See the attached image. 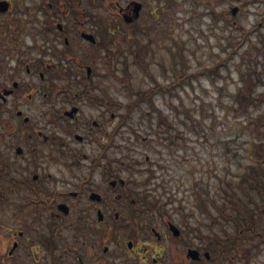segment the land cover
Instances as JSON below:
<instances>
[{
    "label": "flooded vegetation",
    "instance_id": "1",
    "mask_svg": "<svg viewBox=\"0 0 264 264\" xmlns=\"http://www.w3.org/2000/svg\"><path fill=\"white\" fill-rule=\"evenodd\" d=\"M8 1L0 12V264L216 262L208 244L185 241L187 226L177 235L171 220L151 224L136 186L147 165L134 151L119 158V116L93 80L114 34L145 31V2L137 13L136 0H32L19 11ZM249 235L241 238L247 247Z\"/></svg>",
    "mask_w": 264,
    "mask_h": 264
},
{
    "label": "rangeland",
    "instance_id": "2",
    "mask_svg": "<svg viewBox=\"0 0 264 264\" xmlns=\"http://www.w3.org/2000/svg\"><path fill=\"white\" fill-rule=\"evenodd\" d=\"M137 1L146 3L147 18L139 20V25L146 32H141L138 27L134 36L129 39L122 38L127 31L114 34L116 44H111L109 48L116 52L122 50L118 61L112 60L117 72L123 73L121 67L127 60L132 75L131 82L136 90L154 86L155 80L164 85L168 84L171 79L174 80L175 71L181 73L184 65L189 72L197 73L191 82L187 80L170 92H159L155 96L156 104L179 126L183 138L180 146L169 148L156 140L153 131L156 128V119L154 117L153 125L150 126L146 117L148 110L152 111L148 102L134 109L119 133V157L123 158L132 150L136 153L134 157H140L144 161L148 154L150 163L142 162L156 171L151 180L144 177L145 171L140 175L142 179L136 185L142 191L138 194L140 206L155 215L151 224L162 227V221L171 220L179 228L187 226L184 236L188 244L197 241L199 247L208 244L207 247H211L210 253L216 262H206L207 264H228L230 255L236 257L232 260L233 263L243 264L247 260L249 264H263L264 244L256 252L248 249L244 240L240 239L243 245L237 246L249 253L236 252L231 247L239 241L236 237L227 240L226 246L217 245L213 238L216 235L223 236L220 228L223 229V225L229 228V223H223L221 219L217 220L221 225L213 222L215 209L208 206L212 213L211 218L202 213L199 206L205 208L209 198H214L220 205L226 204L224 192L231 191L230 183L238 181L254 163L250 153L258 139L251 131L253 123L249 125V119L250 116L259 117L264 114V102L258 107L251 106L249 113L244 114L234 110L233 98L242 84L239 65L245 68L248 64L243 59L245 51L249 50L252 58L258 62L259 69L264 70V51H261L260 43L264 35V23L262 27L258 25L263 19L264 3L254 2L255 0H244L242 3L238 0H173L172 5H167L166 0ZM12 2L15 10L19 11L21 4L30 5L32 0ZM233 5L240 6L234 19L241 28L251 31L258 27L259 30L245 37L242 29L226 26L222 20L216 22L209 14V9L215 6L217 11L231 17L229 10ZM98 11L104 17L114 18L105 9ZM230 41L236 44H231ZM138 46L143 49L141 54L149 60L148 69L153 77L133 60L135 55H139L138 51L132 54ZM254 46L259 48L257 52ZM92 55L97 61L103 56L102 52ZM216 63L221 64V76L209 69L203 70L204 67L214 66ZM97 67L98 74L93 80L101 81V93L105 90L114 99L127 103L128 89L107 71L105 64H98ZM263 90L264 86L258 85L255 93ZM84 110L95 114L101 107L85 106ZM115 110L125 112L123 106H116ZM158 113L159 111L155 114ZM134 130L141 135L139 140L136 139ZM143 136H150L154 139L153 143L146 145L142 141ZM128 147L129 150L126 149ZM194 187L198 192L197 196L193 192ZM198 197L202 200H198ZM158 207L167 212L161 219H157L161 217ZM227 212H232L231 207ZM252 217L264 229V214L259 218L254 212ZM246 221L250 222L249 218Z\"/></svg>",
    "mask_w": 264,
    "mask_h": 264
},
{
    "label": "trees",
    "instance_id": "3",
    "mask_svg": "<svg viewBox=\"0 0 264 264\" xmlns=\"http://www.w3.org/2000/svg\"><path fill=\"white\" fill-rule=\"evenodd\" d=\"M168 5L173 4V0H167ZM213 15L211 17L218 21L220 19L219 14H216L214 11L212 12ZM231 44H236V42L230 41ZM138 50H141V48L138 46ZM255 51L259 48L257 46H254ZM136 50V49H135ZM120 52H113L111 53L116 61L119 59V55L122 54ZM142 51V50H141ZM249 51V50H248ZM245 51L243 59L248 61V64L245 68H243L241 65H239V77L242 81V84L238 87L235 95H234V104L233 108L236 111H239L244 114L249 113V108L251 106L258 107L264 102V90L260 93H255V89L258 85L264 86V70L259 69V64L256 62L255 59L252 58V55ZM261 51H264V45L261 48ZM231 56V55H230ZM111 57V56H110ZM134 61L140 65V67L151 77L152 73L148 69V61L146 60V56L143 54H139L138 56L133 57ZM220 63H216L214 66L210 67H204V69H209L211 72L218 73L221 76V73L219 71ZM123 73L121 75L115 74V67L113 68L114 73L128 88L129 94L132 96V100L128 103L123 104L122 102H119L118 105H123L126 107V111L122 113V120L120 122V127L122 125H125L128 122V119L130 118L131 113L133 110L141 106L144 102H148L151 106L152 110L159 111L161 113V109L156 106L155 102V96L160 91H171L173 88L177 87V85H183L185 81H190L194 76H197V73L195 72H189L186 68V66H183L181 73H176L175 71V78L172 81V79L169 81L168 84L162 85L157 80H155V85L149 88L145 89H138L136 90L131 82V71L129 69V62L125 60L121 67ZM109 100L111 104L115 103L113 98H110L107 94L105 95L104 101ZM157 125L159 127H162L163 124V117L162 116H156ZM149 121L152 120V117L148 115ZM250 123H253V126L251 127V131L254 133V135L257 137V141L253 144L250 157L254 161V163L251 165V169L245 171L240 179L236 182L230 183L231 191H235L237 189L241 190H249V189H256V190H264V114H262L259 117L250 116L249 119V125ZM165 126L163 133L166 134V138L173 142V143H179V139H183L181 136V130L178 126L173 125L171 122H169L168 118H165ZM152 124L150 123V126ZM135 136L139 137V133L137 130H134ZM260 139L262 140L260 142ZM182 143V142H181ZM153 175L149 176V180L152 179ZM193 192L195 196H197L198 192L193 188ZM198 200H202V198L198 197ZM200 207V206H199ZM160 208V207H159ZM160 211L162 209L160 208ZM223 211V210H222Z\"/></svg>",
    "mask_w": 264,
    "mask_h": 264
},
{
    "label": "water",
    "instance_id": "4",
    "mask_svg": "<svg viewBox=\"0 0 264 264\" xmlns=\"http://www.w3.org/2000/svg\"><path fill=\"white\" fill-rule=\"evenodd\" d=\"M8 8V3H7V1H1L0 2V9L2 10V11H4V10H6ZM139 9V6H137L136 8H135V10L137 11ZM237 7H235V8H233V13L235 14L236 13V11H237ZM88 36L89 37H93L91 34H88ZM75 109H73V111H74Z\"/></svg>",
    "mask_w": 264,
    "mask_h": 264
}]
</instances>
